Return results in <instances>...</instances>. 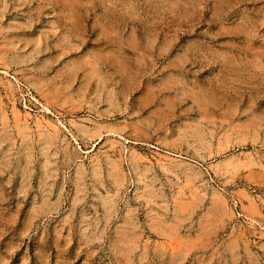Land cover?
I'll return each instance as SVG.
<instances>
[{"label": "rangeland", "instance_id": "374dc122", "mask_svg": "<svg viewBox=\"0 0 264 264\" xmlns=\"http://www.w3.org/2000/svg\"><path fill=\"white\" fill-rule=\"evenodd\" d=\"M0 264H264V0H0Z\"/></svg>", "mask_w": 264, "mask_h": 264}]
</instances>
